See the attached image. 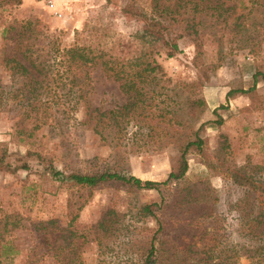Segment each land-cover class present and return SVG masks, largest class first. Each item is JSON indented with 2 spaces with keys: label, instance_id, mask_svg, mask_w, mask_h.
<instances>
[{
  "label": "rangeland",
  "instance_id": "1",
  "mask_svg": "<svg viewBox=\"0 0 264 264\" xmlns=\"http://www.w3.org/2000/svg\"><path fill=\"white\" fill-rule=\"evenodd\" d=\"M52 2V7L48 0L3 4L0 54H8L16 44L18 30L7 31L8 25L33 20L40 30L57 33L61 46L73 43L79 32L83 43L103 48L106 59H155L165 76L123 78L143 89L130 111L135 115L127 122L114 111L133 101V92L126 94L111 77L112 70L103 73L97 65L86 97L71 103V114L81 122L95 110L91 122L73 119L62 133L49 120L28 138L17 132L16 113L26 111L33 118L34 111L20 107V93L12 98V77L0 64V154L10 164L0 169V264H57L63 258V264L68 259L69 264H143L154 236L153 264H264V196L231 178L233 170L242 168L264 179V32L252 30L253 44L242 48L239 35L226 22L264 18V0H220L224 10L212 16L209 10L195 12V0L186 5L164 0L177 20L172 25L176 31L193 33L185 21L204 31L198 63L193 34L178 39L180 52L173 57L167 56L169 47L162 41L142 39L143 14L150 13L151 0ZM255 76L256 86L249 90ZM63 81L54 83V91L65 95L71 86L67 81L61 88ZM15 85L19 87V81ZM238 88L248 91L227 96ZM193 99L204 104L190 108ZM42 111L35 112L41 116ZM219 118L221 123L215 122ZM197 136L203 139L202 149L189 154L185 176L170 181L162 192L114 182L81 187L55 179L49 171L53 165L65 173L118 171L165 181L181 147ZM150 203L161 204L157 217L141 214V207ZM72 215H77L78 230L87 235L76 239L81 244L79 258L71 251L49 250L41 240L45 229L38 224L55 219L65 228ZM103 218L106 229L96 231ZM160 224L163 229L158 231ZM103 234L101 242L95 239ZM66 235L56 245L68 242Z\"/></svg>",
  "mask_w": 264,
  "mask_h": 264
},
{
  "label": "trees",
  "instance_id": "2",
  "mask_svg": "<svg viewBox=\"0 0 264 264\" xmlns=\"http://www.w3.org/2000/svg\"><path fill=\"white\" fill-rule=\"evenodd\" d=\"M164 0H151L150 13L143 14L145 24L143 26L142 39L147 43H153L157 41H162L166 46L169 47L167 52L168 57H173L176 53L180 52V46L178 39L184 35L193 34L192 38L196 44L197 54L195 61L198 63L200 56L202 55V44L199 41L200 36L204 31L200 32L196 29L194 23L190 24L189 21L186 22L187 28L191 32H179L176 31L172 25L177 21L173 15L172 8L165 5ZM191 1V0H190ZM22 0H0V7L5 3L12 5H19ZM188 1L180 3H188ZM195 12L202 11H212L211 16L214 11L224 10L223 5L220 0H195L194 6L192 7ZM233 7H228L232 9ZM126 12H131L127 7H124ZM137 14V13H134ZM232 21H226L228 24V29L230 31L239 35V42H241L240 47L244 48L246 46H251L254 41L251 31L252 30H262L264 32V18H250L240 20L238 18L231 19ZM206 22V21H205ZM197 24H202V21H198ZM37 21L26 20L22 21L19 27L14 24H9L6 28L7 31L18 30L15 33L17 37H13L15 40V46L8 54L1 52L0 54V64H2L5 69L10 73L12 80L9 87V93H11L12 98L21 94V98L18 104L22 108L31 109L34 111V117H29L24 111L22 114L20 110L17 111L16 115H19V120L16 122V129L19 136H25L32 138L35 136V131L38 130L43 124H49L52 127H58L62 133L65 131L63 127L70 126L71 120L74 119L76 123L88 124L94 118L95 110L87 113V120L81 122L75 119L71 114L72 111V100L76 98V104L86 97V93L91 85L92 71L97 65H100L103 73H108L110 70L111 77L114 80L119 81L120 88L126 93L133 92L131 99L133 101L126 102L121 107H118L117 111H114L117 115H120L122 121L129 122L130 118H133L135 113L130 114L133 107L136 106L135 100L139 101V97L143 93V89L136 88V81H127L123 78H136L140 81H144L146 78L156 79L157 77L162 78L165 76L164 70L161 65L157 63L155 59L151 61L145 60L142 56L136 57L131 61H121L118 57L110 56L106 59L107 52L103 50L99 45H94L91 43H83V36L77 32V38L73 43L61 46L58 42V34L51 33L44 30H40L37 27ZM208 28V25H207ZM46 35L42 39V35ZM24 50H20L21 48ZM112 58V59H111ZM110 60L114 65L118 66V69L110 66ZM198 66V64H197ZM113 74V75H112ZM57 77V78H56ZM59 79L63 81L61 88H65L70 84V86H77V90L73 92L72 88H67L63 91L65 95L58 94L54 91V83ZM19 81L20 86L16 87L15 83ZM68 83L66 84V82ZM257 82L256 76L254 77V84L249 89L255 88ZM44 85V86H43ZM43 88V89H41ZM40 90H43L42 92ZM243 88L230 89L227 96L233 95L239 92H246ZM53 93V94H52ZM72 94L74 97L72 98ZM45 95V97H42ZM56 96L58 97L56 99ZM63 99V102L60 100ZM58 100V101H57ZM196 104H204L202 99H193L188 101V106L194 108ZM57 105V107H56ZM61 106L63 108L61 109ZM43 107V114L40 116L37 114L39 108ZM173 112H177L173 110ZM214 112H217L216 110ZM36 113V114H35ZM125 118V119H124ZM221 118L217 119V123H221ZM31 127L28 129L27 124ZM22 138V137H20ZM104 140H107L106 137ZM203 147V139L196 137L195 139L187 141L180 149V156L172 162V170L169 173L168 178L165 181H153V180H142L134 175L127 176L118 171H102L99 173H80L71 172L65 173L63 171L57 170L53 165H49V171L51 175L60 181H70L79 185L81 187L97 188L103 183L114 182L121 183L123 185H128L140 189L157 190L162 192V188L170 183L172 180H179L183 178L189 168V154L193 150H201ZM41 158V155H38ZM6 155L0 154V169L10 168V164L6 162ZM27 166V165H26ZM231 178L235 183L242 187H249L250 189L258 192L261 196H264V179L261 177L257 178L247 172L242 168H237L232 171ZM161 208L160 203H150L145 204L141 207V214L143 216H155L157 217V211ZM77 215H72L70 222L65 228L60 227L57 224V220L51 219L46 222H40L42 228L45 229L43 236L41 235V240L49 250H57L58 252L71 251L76 258H79V249L81 244L78 243L76 239L79 237H85L84 232H80L77 228L76 223ZM106 218H103L96 225V231L100 229L105 230ZM41 230V228H38ZM163 229V225L160 224L158 231ZM59 232V234H58ZM69 241H64L63 244L56 245L59 238H64V235ZM104 234L95 239L101 242ZM156 241L157 237L154 236L150 242V248L147 256L143 260V264H153L156 259ZM260 244V243H259ZM75 258V257H73ZM70 260V259H68ZM68 260L66 264H69ZM76 262V261H75ZM64 258L57 260V264H63Z\"/></svg>",
  "mask_w": 264,
  "mask_h": 264
},
{
  "label": "built area",
  "instance_id": "3",
  "mask_svg": "<svg viewBox=\"0 0 264 264\" xmlns=\"http://www.w3.org/2000/svg\"><path fill=\"white\" fill-rule=\"evenodd\" d=\"M50 2V6L52 7L54 4L52 2V0H48Z\"/></svg>",
  "mask_w": 264,
  "mask_h": 264
}]
</instances>
